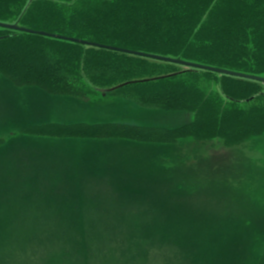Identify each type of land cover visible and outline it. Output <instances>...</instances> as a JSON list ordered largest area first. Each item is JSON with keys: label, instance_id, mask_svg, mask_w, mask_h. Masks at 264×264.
Masks as SVG:
<instances>
[{"label": "rangeland", "instance_id": "rangeland-1", "mask_svg": "<svg viewBox=\"0 0 264 264\" xmlns=\"http://www.w3.org/2000/svg\"><path fill=\"white\" fill-rule=\"evenodd\" d=\"M186 120L117 98L51 96L0 77V264H257L264 137L230 156L183 142H75L23 131Z\"/></svg>", "mask_w": 264, "mask_h": 264}, {"label": "trees", "instance_id": "trees-1", "mask_svg": "<svg viewBox=\"0 0 264 264\" xmlns=\"http://www.w3.org/2000/svg\"><path fill=\"white\" fill-rule=\"evenodd\" d=\"M0 22L264 77V0H0ZM0 77L78 102L111 97L188 118L172 126L79 122L23 130L36 137L183 142L230 156L264 137L261 82L4 28Z\"/></svg>", "mask_w": 264, "mask_h": 264}, {"label": "water", "instance_id": "water-1", "mask_svg": "<svg viewBox=\"0 0 264 264\" xmlns=\"http://www.w3.org/2000/svg\"><path fill=\"white\" fill-rule=\"evenodd\" d=\"M0 28L14 30V31H21V32L23 31V32L37 34V35L46 36V37H51V38H55V39L71 41V42L79 43V45L82 44V45H88V46H93V47L110 49V50L119 51V52L127 53L130 55H134V56H139V57H143V58H149V59H153V60L168 62V63H172V64H176V65L178 64V65L189 67V68L196 69V70L209 71V72L217 73L220 75L231 76V77H235V78L245 79L248 81L261 82L264 84V77H260V76L248 75V74L239 73V72H232L229 70H224V69L214 68L211 66L191 63V62L182 61V60L170 58V57L158 56V55H153V54H146V53H142V52H136V51L126 50V49L117 48V47H110V46L107 47L106 45H100V44H96V43L93 44L91 42L82 41V40L64 37V36H58V35L49 34L46 32L27 30V29L18 27L16 24H8V23L0 22Z\"/></svg>", "mask_w": 264, "mask_h": 264}, {"label": "crops", "instance_id": "crops-1", "mask_svg": "<svg viewBox=\"0 0 264 264\" xmlns=\"http://www.w3.org/2000/svg\"><path fill=\"white\" fill-rule=\"evenodd\" d=\"M67 124H71V123H67ZM67 140L72 139V138H66ZM73 141H81V142H88V141H97V140H87V139H73Z\"/></svg>", "mask_w": 264, "mask_h": 264}]
</instances>
